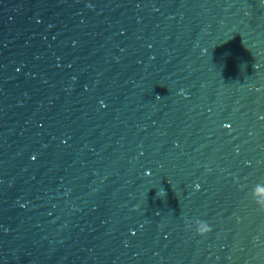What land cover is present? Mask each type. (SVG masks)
Masks as SVG:
<instances>
[{"label": "water", "instance_id": "obj_1", "mask_svg": "<svg viewBox=\"0 0 264 264\" xmlns=\"http://www.w3.org/2000/svg\"><path fill=\"white\" fill-rule=\"evenodd\" d=\"M258 183L264 0H0V264H264Z\"/></svg>", "mask_w": 264, "mask_h": 264}, {"label": "clouds", "instance_id": "obj_2", "mask_svg": "<svg viewBox=\"0 0 264 264\" xmlns=\"http://www.w3.org/2000/svg\"><path fill=\"white\" fill-rule=\"evenodd\" d=\"M160 195H165L163 190H161ZM251 198L259 210L264 212V183H258L254 186L251 192ZM186 230L194 231L196 235L205 237L211 233L213 229L207 221L196 219L195 221L186 224Z\"/></svg>", "mask_w": 264, "mask_h": 264}]
</instances>
